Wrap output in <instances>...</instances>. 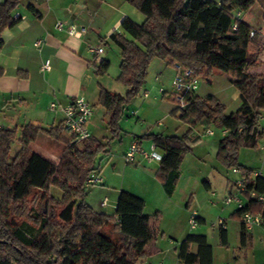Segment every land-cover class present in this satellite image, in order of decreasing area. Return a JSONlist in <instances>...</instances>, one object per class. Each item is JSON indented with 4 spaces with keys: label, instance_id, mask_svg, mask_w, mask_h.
Segmentation results:
<instances>
[{
    "label": "trees",
    "instance_id": "16d2710c",
    "mask_svg": "<svg viewBox=\"0 0 264 264\" xmlns=\"http://www.w3.org/2000/svg\"><path fill=\"white\" fill-rule=\"evenodd\" d=\"M127 1L145 15V20L137 24L125 16L120 22L122 31L109 35L120 54L117 79L127 87L124 95L100 87L96 104L109 114L111 134L121 130V114L143 88L153 58L190 68L200 77L210 78L216 71L228 73L239 92L234 111L226 113L225 105L212 94L193 92L184 96V107L171 111L187 126L182 134L147 133L135 139H149L162 153L156 176L170 196L180 177L182 159L200 141L201 133L209 128L225 129L216 158L227 168L236 167L249 176L247 190L264 192V176L250 177L253 170L237 158L239 148H255L262 136L264 72L251 71L257 65L262 42L251 25L234 17L237 10L245 11L253 4L264 9V0ZM19 4L20 0L0 1V40L3 30L16 21L14 13ZM27 9L39 15L32 4ZM108 64L105 58L93 64L94 74L105 73ZM174 94L172 91L171 98L176 103ZM61 130L62 122L49 130L32 124L0 127V264H71L70 254L78 249L86 252L82 264H137L156 234L151 222L154 219L144 212V199L121 189L112 215L93 209L84 200L89 187L86 182L99 169L94 160L100 152H108L107 144L92 136L79 143L67 141L57 161L31 149L30 143L41 132L54 138ZM14 144L17 148L13 152ZM52 185L60 189V197L48 194ZM34 191H40V199L48 194L59 202L58 214L27 207L25 200ZM261 208L247 197L243 210ZM240 212L236 211L238 216ZM55 217L59 221H53ZM225 234V229L219 228L223 242ZM177 259L183 264H212V247L206 236L188 234L177 248Z\"/></svg>",
    "mask_w": 264,
    "mask_h": 264
},
{
    "label": "crops",
    "instance_id": "0c3cea01",
    "mask_svg": "<svg viewBox=\"0 0 264 264\" xmlns=\"http://www.w3.org/2000/svg\"><path fill=\"white\" fill-rule=\"evenodd\" d=\"M126 2L127 0H20V4L14 13L16 21L3 30L0 40V117H2L0 127L13 128L25 124H32L49 130L60 125L63 119L61 106L68 103L75 96H84L90 102L92 108L94 105H97L96 103L98 100L100 87H105L97 81V75H95L93 71V64H98L102 59L105 58V51L103 49L101 54L94 56L89 53L88 48L99 46H102L103 48L102 43H105L106 41L112 42L109 39V35L113 31L120 33L121 20L130 14L128 9L124 6ZM28 4H32L38 10L39 15H34L31 13L27 9ZM254 5L257 4H253L251 6L252 8H249L253 9ZM258 7L261 8L260 6ZM249 8L247 10H249ZM247 10L237 11H240V18L251 25V27L257 32L262 42V49L259 51V57L260 54L264 52V37L260 36L259 30L256 28L257 25H253L251 21H249L244 16ZM58 22H62L64 25L73 23L78 27H84L85 32L81 33L79 36L69 35L65 30L59 31L56 29V24ZM103 38L104 42L102 41ZM38 39H41L42 42L39 46H35L34 42ZM250 47V51L254 52L255 47L253 45ZM46 60L50 61V65L48 69H43L42 64ZM163 62L167 66H173L166 63L165 61ZM257 66L258 58L256 67H253L251 71L264 72L256 71L255 69ZM201 78L209 84V88H207L205 95L212 94L217 97L225 105L226 113H230L238 107L239 92L229 80L228 73L216 71V74L212 75L210 78H205L202 76ZM142 89L143 94L146 97L147 89L144 86ZM119 94L124 95L121 93ZM171 94L172 91L168 92L164 90L162 91L161 98H158L156 95H154L151 100H146L142 102V104L153 107L155 106L156 108L160 109V112L165 117H173L171 115V111L176 107V105L172 101ZM195 94L203 96L197 90L195 91ZM52 102L57 104L55 109L50 107ZM128 104L129 102L124 108L119 120V127L121 130L117 135H112L110 133V136L108 137L109 139H106V141L102 139L107 136L106 134L102 135V138H99L95 133L97 128L98 131H106L102 130L101 123H99L96 118L93 117L94 112L89 117L90 121L88 128L91 136L95 140L100 141L103 144H107L106 150H108V152H100L99 154L101 158H108L110 155L112 156L110 151V144L112 142L111 140L116 138L123 139V137L119 136L122 131L126 133L128 130L133 131L132 133L129 132V134H131L133 137L130 139L129 144L133 139L139 138L140 136L147 133L174 135L166 133L165 131H151L150 129L145 130L143 128L138 129L134 120L136 118L134 116H136L137 109L132 107L133 109L131 110L133 111L127 112L126 109ZM101 107L102 108L99 111V117L101 120L106 119V126L109 130V114L106 113V110L103 106ZM260 122L262 130V128H264V121L260 120ZM165 129L169 130L168 127ZM138 130H140L141 133H139ZM216 130L220 132V129ZM205 132H202L201 136ZM68 139L69 136L64 130H61L60 134L54 138H50L46 132H41L36 140L31 142H34L35 144L30 143V147L32 150L43 155L44 157L53 161H57L59 153L63 146H65ZM144 141L148 143L147 148L143 144ZM261 142L262 136L259 139L256 147L253 149L262 151L260 149ZM139 144L145 151H148V149L150 150L152 146H154L149 139H144L143 141L140 140ZM128 147L129 146L127 144L124 148H122V156L125 154ZM156 152L162 154L157 149ZM250 156L253 158L254 154H250ZM133 164L135 166H141L140 175L143 181L140 180V184H136V186L138 185L137 188L143 192H146L147 194L150 192V190H155L158 192L159 189L157 185H159L165 194L161 182L156 176L159 167L158 160H146L143 155L139 153L136 155V161ZM95 166H99V169L96 172L100 176L108 169L106 168L107 164H105L104 167H101L100 162ZM246 167L252 169V173L260 172V174L264 176V161H262L259 169H254L249 166ZM252 173L251 177H253ZM237 174L238 178H240L241 173L238 172ZM107 177L108 176H106V178ZM234 182L232 184V188L228 189V194L235 192ZM99 184H105V179L103 177L102 182ZM118 186L120 187L112 188L115 190V193H117L115 197L116 200L118 198L119 191L124 189L123 187L125 185L121 183ZM129 190L130 189L127 191ZM110 191L111 190H107L106 192L110 193ZM134 194L142 197L146 206V198L143 197L144 195H142L144 193ZM243 200L247 201V197L244 194ZM115 203L113 204L114 207ZM236 211L237 208L235 213ZM147 214L151 215L152 213ZM158 214H161V212L155 211L154 215L156 217L161 216ZM236 219L240 226V243L241 245L246 246L254 239V231L251 229L246 230L243 227L240 221V216H238L237 213ZM155 220L156 218L151 220V222L153 227L158 232L160 223L156 224ZM197 220L204 221V218L198 215ZM223 222V228L226 231L225 235L227 238V226L225 224V219ZM256 228L258 229L257 233L259 238L264 239V231H262V229L259 227ZM243 229H245L244 234H242ZM195 249V246H192V250L194 251Z\"/></svg>",
    "mask_w": 264,
    "mask_h": 264
},
{
    "label": "rangeland",
    "instance_id": "374dc122",
    "mask_svg": "<svg viewBox=\"0 0 264 264\" xmlns=\"http://www.w3.org/2000/svg\"><path fill=\"white\" fill-rule=\"evenodd\" d=\"M124 6L130 13L127 16L135 23L141 24L144 22L145 15L138 11L133 4L127 1ZM244 16L253 25H257L256 28L259 30L260 36L264 37V9L254 5V8H249ZM102 45L105 51L104 57L109 64L105 73L96 76L97 81L113 92L124 94L126 86L117 79L120 65L119 50L110 41H106ZM255 70L264 71V52L258 57V66ZM174 76L175 69L173 66H167L163 60L158 58H153L150 61L144 83V87L147 89V96H144L142 89L136 96L131 98L126 109L127 112H132V107L137 109L134 120L138 129L165 131L169 134L179 135L187 128L186 125L175 118L171 116L165 117L159 108L142 104L146 100H151L154 95L161 98L164 90L173 91ZM207 88H209V84L201 78L197 91L205 96ZM101 108L99 105L93 106V117L101 123L102 130L106 132L98 131L97 128L95 133L99 138L106 134L107 136L102 138L106 141V139H109L111 132L107 129L106 119L101 120L99 117ZM1 121L2 117H0V124ZM89 121L87 122V127ZM166 127L169 130H166ZM211 129L214 134L210 135L207 132L202 134L200 141L183 157L180 164V177L177 187L171 196L165 195L159 185H157L158 192L150 190L147 194L137 188L138 185L136 186V184H140V180L143 181L140 175L141 166L125 162L124 155L122 156V148L127 144L129 146V141L133 138L129 134V132H133L132 130H128L127 133L122 131L119 136L123 137V139L116 138L111 140L110 151L112 156L110 155L108 158H101L100 154L96 156L95 165L100 162V166L104 167L107 164L106 168L108 169L101 174L105 179V184H93L88 187L84 196L87 204L97 211L112 215L114 212L113 204L117 194L112 188L120 187L118 185L123 183L125 185L124 189H130L129 191L134 193H144L142 195L147 201L144 207L145 213H152L151 217L155 219V211L161 212V214H158L161 216H157L155 220L156 224L160 223L159 230L158 232L156 230L154 239L146 246L147 253L137 264H177L176 248L188 234L196 233L204 234L211 245L212 264H264V239L259 238L256 227L251 229L254 231V239L251 243L246 246L240 243V226L235 213L236 205L224 202L225 197L228 195V189L232 188L233 182L238 179V174L233 172L232 168H227L216 158L220 132L216 128ZM138 131L141 133L140 130ZM143 140L141 139V141ZM68 141L69 143L72 142L70 138ZM143 144L147 148L148 143L144 141ZM16 148L17 145L14 144L12 151L14 152ZM150 150L148 149V151ZM250 154H254V157L251 158ZM237 158L240 164L259 169L262 161H264V151L241 147L238 149ZM97 167L99 168V166ZM106 176L108 177L106 178ZM107 190H111L110 193L106 192ZM48 192V194L56 197L61 196V191L57 186H50ZM39 194L40 191L32 192L24 204L27 207L35 206L38 211L44 208L45 211H52L57 215L60 203L48 197V194L46 198L40 199ZM240 196L243 199V195ZM104 198H107L109 202L105 206H101L100 203ZM193 212L196 216L203 217L204 221L196 219L197 225L191 228L188 220ZM224 219L227 226L225 243L219 236L218 228V220ZM52 220L59 221L57 217ZM85 256L86 252L81 249L71 252V264H82Z\"/></svg>",
    "mask_w": 264,
    "mask_h": 264
},
{
    "label": "built area",
    "instance_id": "2783aa9c",
    "mask_svg": "<svg viewBox=\"0 0 264 264\" xmlns=\"http://www.w3.org/2000/svg\"><path fill=\"white\" fill-rule=\"evenodd\" d=\"M235 18H240V11H236L234 14ZM233 28H236V25H233ZM56 29L59 31L65 30L67 34L79 36L81 33L85 32L84 27H78L73 23L64 25L62 22H58L56 24ZM254 34V31H251V35ZM42 40L38 39L34 42L35 46H39ZM88 51L90 54L94 56H98L103 52L102 46L99 47H89ZM50 65V61L46 60L42 64L43 69H48ZM175 76H174V90L175 93V104L178 107H184L186 105V94H191L195 92L198 88L199 81L201 77L196 75L192 69L184 68L179 65H174ZM52 109L57 107L55 102L50 104ZM61 111L63 114L62 119V127L63 130L68 134L69 138L72 142H80L85 140L91 136L89 128L87 127V122L89 117L93 113V108L90 102L84 96H75L68 103L61 106ZM260 120L264 121V114L260 116ZM208 134H213L214 131L209 128L206 130ZM221 135L226 133L225 129H220ZM260 149L264 151V128H262V142L260 144ZM141 153L146 160H160L161 154L156 152V148L152 146L150 151H145L141 148L139 141L137 139L133 140L127 151L124 154L125 162L134 163L136 161V155ZM233 172L238 173V168H233ZM260 172H253L252 176L255 177L259 175ZM249 177V176H248ZM246 175L240 176L234 182L235 192L228 194L224 202L226 204L234 203L236 205L237 210H240V221L243 227L246 230H250L254 227H259L264 231V192H258L254 189L247 190L246 189V181L248 179ZM251 177V175H250ZM102 182V177L97 173H92L87 179L86 185L90 186L93 184H99ZM246 194V196L250 199H253L254 202L262 205L260 210L255 212H250L247 210H243L245 206V201L241 198L240 195ZM108 203L107 198H104L101 202L102 206H105ZM197 216L193 212L188 220L191 228H194L197 225L196 222ZM224 222L223 220H218V228H223ZM177 264H183L181 262H177Z\"/></svg>",
    "mask_w": 264,
    "mask_h": 264
}]
</instances>
